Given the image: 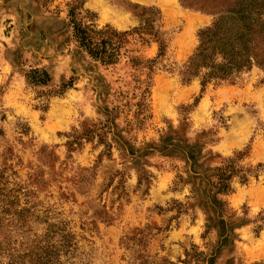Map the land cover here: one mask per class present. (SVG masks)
Listing matches in <instances>:
<instances>
[{
  "label": "rangeland",
  "instance_id": "rangeland-1",
  "mask_svg": "<svg viewBox=\"0 0 264 264\" xmlns=\"http://www.w3.org/2000/svg\"><path fill=\"white\" fill-rule=\"evenodd\" d=\"M236 1L0 0V264H264V67L182 79Z\"/></svg>",
  "mask_w": 264,
  "mask_h": 264
},
{
  "label": "trees",
  "instance_id": "trees-1",
  "mask_svg": "<svg viewBox=\"0 0 264 264\" xmlns=\"http://www.w3.org/2000/svg\"><path fill=\"white\" fill-rule=\"evenodd\" d=\"M244 2V3H243ZM79 5H73L69 10V25L79 46L86 50L91 57L102 64L117 62L121 40L118 38L126 33L119 34L110 27L97 30L94 25H84L77 22ZM203 7V6H202ZM201 43L184 70L183 80L200 77L203 86L211 79L225 80L236 73L250 69L254 64L264 67V4H256L254 0H237L234 6L220 12L213 25L200 34ZM164 45H160V56L163 55ZM221 57V62L217 61ZM207 68L209 72L202 73ZM230 178L219 177L217 182H206V198L200 202L208 206L214 218L221 223L223 241L228 240L233 233V226L226 227V222L220 219L223 202L218 198L229 189L226 182ZM210 188L214 192H210ZM205 190V192H206Z\"/></svg>",
  "mask_w": 264,
  "mask_h": 264
}]
</instances>
